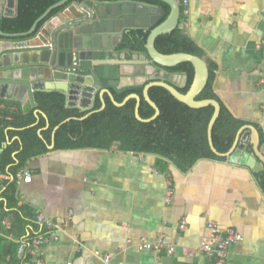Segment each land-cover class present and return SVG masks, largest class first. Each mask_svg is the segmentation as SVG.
I'll list each match as a JSON object with an SVG mask.
<instances>
[{
  "label": "crops",
  "instance_id": "0c3cea01",
  "mask_svg": "<svg viewBox=\"0 0 264 264\" xmlns=\"http://www.w3.org/2000/svg\"><path fill=\"white\" fill-rule=\"evenodd\" d=\"M187 8L181 30L201 49L206 63L215 64V94L243 126L258 130L259 151L264 156V84L259 83L264 70V0H188ZM58 17L48 19L33 37H1L16 48L39 49L31 52L29 63L9 66L40 67L32 92L62 91L56 84L68 80L65 69L54 71L47 66L50 50H40L49 43ZM174 81L179 85L181 77L175 76ZM13 101L0 97V119L13 118L7 115L16 110ZM18 102L21 108L23 102ZM78 102L88 105L78 104L85 109L93 100ZM21 113L25 114L22 109ZM14 139L6 135L5 146ZM118 145L53 147L29 158L19 169L14 168L15 159L6 165L5 172H0V208L9 225L0 226V264H102L104 254L111 255L108 264H208L199 247L209 233V221L216 222L220 231L233 227L242 234V240L229 246L226 264H264V191L256 177L264 172V165L258 159L253 168L227 159H201L182 171L156 155L123 151ZM246 150L252 152L250 142ZM16 152L11 151L12 159ZM22 169L30 171L31 182H19ZM14 180L17 201L9 206L6 195ZM23 206L35 216L27 208L21 210ZM37 210L50 219L51 230L37 220ZM183 218L186 228L180 230ZM48 232L57 239L44 245L41 262L34 260L29 244L19 251V243ZM160 235L165 245L159 252L136 245L140 237L156 242Z\"/></svg>",
  "mask_w": 264,
  "mask_h": 264
},
{
  "label": "trees",
  "instance_id": "16d2710c",
  "mask_svg": "<svg viewBox=\"0 0 264 264\" xmlns=\"http://www.w3.org/2000/svg\"><path fill=\"white\" fill-rule=\"evenodd\" d=\"M57 1L59 0H17L16 14L2 17L0 30L8 33L27 31L33 22ZM155 3L164 9V15L159 18L155 24L157 25L167 17L169 7L163 2L156 1ZM62 9V7L53 9L44 20L38 23L33 34L27 37H16L14 40L33 37L48 19ZM154 26L147 30H131L125 34L123 48L146 52L145 43ZM154 44L155 48L164 54L184 52L199 57L203 55L201 49L178 26L169 33L158 35ZM207 66L208 80L195 98L196 100L213 99L219 103L220 111L213 124L211 136L216 151L225 153L231 148L244 122L235 118L215 94L213 80L216 67L212 62H209ZM164 70L186 75V84L178 88L181 93H186L193 79L192 64L184 61L175 66L165 67ZM134 92L140 97L138 107L140 117L143 119L152 117L155 110L144 99L142 89ZM129 93L132 91L113 92L114 100L121 102ZM148 95L159 109V114L148 122L136 118L135 99H129L125 104L117 106L107 95H104L105 107L99 110L102 103L96 94L92 105L81 109L67 106L66 96L60 90H35L33 97L36 106L25 114L21 113L20 103L13 101L12 104L15 105L16 110L7 113L13 118L0 119V140L2 142L0 172H5L6 165L14 159L16 161L14 168L19 169L29 158L47 152L56 126L58 128L54 133V149H108L113 142H118L119 148L123 151L156 155L158 159L172 162L182 171L190 169L201 159L219 161L227 159L213 152L208 142L207 128L214 112L212 105L192 108L177 100L161 86H151L148 89ZM35 110L41 113L37 114ZM84 116L86 117L83 118ZM8 126L10 128L5 133L4 129ZM6 135L10 139L16 136V139L5 146ZM14 149L17 152L12 159L10 155ZM256 177L264 191V172H258ZM15 182L16 180L8 186L9 194L6 198L9 206H14L17 201L14 196ZM26 208L30 211L31 217H34L35 213L32 209L26 206L20 207L21 210Z\"/></svg>",
  "mask_w": 264,
  "mask_h": 264
},
{
  "label": "water",
  "instance_id": "95a60500",
  "mask_svg": "<svg viewBox=\"0 0 264 264\" xmlns=\"http://www.w3.org/2000/svg\"><path fill=\"white\" fill-rule=\"evenodd\" d=\"M156 1L163 2L169 7L167 17L155 25L164 15V9ZM104 5L103 9L98 8ZM63 9L58 12L56 26L48 35L49 43L40 47V50H50L47 66L55 71L64 70L71 65L75 55L78 59V74L68 75V80L57 83L61 90L69 89L70 99L68 105L76 106L75 100H93L98 94L102 110L105 107L104 95L121 106L129 99H135V116L137 119L148 122L153 120L159 109L150 99L148 89L151 86H161L168 90L177 100L192 108L207 105L214 107L213 115L208 123L207 135L210 148L218 155L225 156L231 163L246 165L253 168L258 159L264 165V156L259 151V133L251 125L242 126L235 137L231 148L225 153H218L213 146L211 131L219 114L220 106L216 100H196V96L206 85L208 80V66L206 61L197 55L178 52L164 54L155 48V39L160 34L171 32L182 21L179 0H59L50 5L31 25L27 31L8 33L0 30V97L22 101L21 109L24 113L36 106L31 83L38 80L40 67H9L29 63L31 52L38 48H16L13 42L4 38L27 37L33 34L38 23L56 8ZM17 11V0H0V19L5 16H14ZM154 26L148 34L146 52L131 51L123 48L125 34L132 29L147 30ZM21 52L23 55L21 56ZM130 54V58L127 56ZM188 61L194 69L191 85L186 93L178 88L186 84V75L170 73L165 67L175 66L180 62ZM36 62H40L39 59ZM133 66V68L131 67ZM9 67V68H8ZM145 77V79H143ZM175 76L181 77V83H175ZM147 81V82H146ZM146 82V83H145ZM142 89L144 99L154 108L152 117L143 119L138 113L140 104L139 95L134 92ZM132 91L121 102L114 100L113 92L122 93ZM27 95V98L24 99ZM82 107L88 105L79 104ZM35 113H41L35 110ZM87 116V115H86ZM84 116L83 118H85ZM68 120V119H67ZM54 128L52 142L49 149L54 147ZM244 129L249 132L243 133ZM252 144V152L246 150L247 143Z\"/></svg>",
  "mask_w": 264,
  "mask_h": 264
},
{
  "label": "built area",
  "instance_id": "2783aa9c",
  "mask_svg": "<svg viewBox=\"0 0 264 264\" xmlns=\"http://www.w3.org/2000/svg\"><path fill=\"white\" fill-rule=\"evenodd\" d=\"M179 4L181 7V17L183 18L182 21L179 22V28L183 29L185 26V17L188 13V0H179ZM78 67V59L74 55L72 58L71 65L66 68L64 71L67 75L70 74H78L77 72ZM260 84H264V70L261 73V78L259 80ZM66 96V102L67 104L70 99V93L69 89L62 90ZM77 105L74 107H77L79 104V99L75 100ZM2 149L1 141H0V151ZM19 182L29 183L32 180V175L29 170L22 169L19 172L18 175ZM172 189L170 188L167 192L166 201H170ZM37 220L41 223H44L50 230L53 226L50 219L40 210H37ZM8 226L9 221L6 217L1 216V208H0V226ZM186 228V220L183 218L180 221L179 229L184 230ZM207 228L209 230L208 235L203 239L199 250L205 255L208 264H226V257L228 254V248L230 245L242 240V234L237 231L233 227H228L224 229L223 231H220L218 228V225L214 221H209L207 223ZM56 240L57 237L54 235V233H47L44 236H35L31 238V240L28 243L21 242L18 245L19 251H22L27 244L30 245V252L34 255V260L36 262L42 261V248L44 245L49 242L50 240ZM128 243H131V239L127 240ZM136 245L139 249H153L156 252L161 251V248L165 245L163 241V237L160 235L157 238L156 242L149 241L146 237H140L138 241L136 242ZM173 247L168 248V252H172ZM111 255L110 254H104L102 256V264H108L110 261ZM66 264H72L71 261H68Z\"/></svg>",
  "mask_w": 264,
  "mask_h": 264
}]
</instances>
